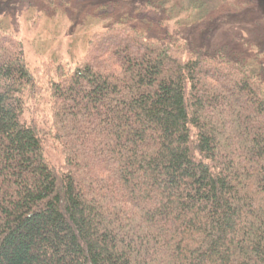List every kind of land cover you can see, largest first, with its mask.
Masks as SVG:
<instances>
[{
  "label": "trees",
  "instance_id": "1",
  "mask_svg": "<svg viewBox=\"0 0 264 264\" xmlns=\"http://www.w3.org/2000/svg\"><path fill=\"white\" fill-rule=\"evenodd\" d=\"M147 35L45 84L0 29V264H264L263 64Z\"/></svg>",
  "mask_w": 264,
  "mask_h": 264
},
{
  "label": "rangeland",
  "instance_id": "2",
  "mask_svg": "<svg viewBox=\"0 0 264 264\" xmlns=\"http://www.w3.org/2000/svg\"><path fill=\"white\" fill-rule=\"evenodd\" d=\"M119 24L151 37L178 34L208 52L226 45L264 67V0H0V29L23 41L45 84L59 66H76L94 34Z\"/></svg>",
  "mask_w": 264,
  "mask_h": 264
}]
</instances>
